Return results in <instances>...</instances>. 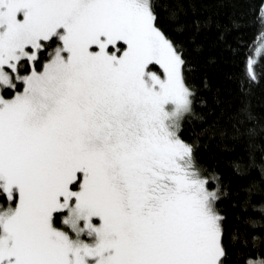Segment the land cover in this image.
<instances>
[{
  "label": "snow or ice",
  "instance_id": "6c2138e0",
  "mask_svg": "<svg viewBox=\"0 0 264 264\" xmlns=\"http://www.w3.org/2000/svg\"><path fill=\"white\" fill-rule=\"evenodd\" d=\"M185 65L154 0H0V264H225Z\"/></svg>",
  "mask_w": 264,
  "mask_h": 264
},
{
  "label": "trees",
  "instance_id": "16d2710c",
  "mask_svg": "<svg viewBox=\"0 0 264 264\" xmlns=\"http://www.w3.org/2000/svg\"><path fill=\"white\" fill-rule=\"evenodd\" d=\"M154 2L160 26L183 54L195 96L179 135L193 146L201 178L224 193L217 208L225 264L264 260V55L253 66L255 81L246 68L263 40L257 38L264 33V0Z\"/></svg>",
  "mask_w": 264,
  "mask_h": 264
},
{
  "label": "rangeland",
  "instance_id": "374dc122",
  "mask_svg": "<svg viewBox=\"0 0 264 264\" xmlns=\"http://www.w3.org/2000/svg\"><path fill=\"white\" fill-rule=\"evenodd\" d=\"M261 43H264V38H263V40L261 41ZM257 46H258V45H257ZM257 46H256V47H257ZM157 74H160V72L158 71ZM60 224H61V225H57V224H56V226L59 227V228H61V230L69 231L70 235H74L73 233H71L70 229H68V227H67L66 225H63V217H62V216L60 217Z\"/></svg>",
  "mask_w": 264,
  "mask_h": 264
}]
</instances>
